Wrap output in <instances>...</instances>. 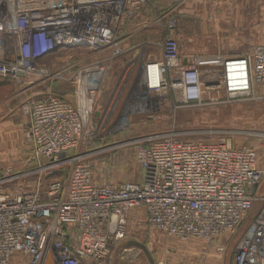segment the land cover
Here are the masks:
<instances>
[{
    "label": "built area",
    "instance_id": "1",
    "mask_svg": "<svg viewBox=\"0 0 264 264\" xmlns=\"http://www.w3.org/2000/svg\"><path fill=\"white\" fill-rule=\"evenodd\" d=\"M149 1L0 0V80L49 88L23 108L37 167L17 174L0 170V264L130 261L131 250L120 249L134 240L127 239L130 221L135 229L143 222L166 237L212 242L234 234L253 209L256 214L238 239L231 264H264V194L257 193L264 169L258 167L255 148L224 138L183 140L173 130L153 133L135 140L141 181L97 185L92 178L83 152L97 139L93 108L95 118L102 113L125 117L103 109L109 70L132 36L123 28ZM162 11L159 20L171 35L145 39L140 50L152 44L158 55L147 54L126 67L140 109L159 108L163 97L175 98V109L201 105L203 88L223 94L229 103L244 102L264 86V44L224 58L218 76L202 75L197 62L179 53L174 20ZM55 82L72 86V94L56 95ZM62 166H71L65 182L49 178ZM38 173L45 178H28ZM223 250L222 245L216 252Z\"/></svg>",
    "mask_w": 264,
    "mask_h": 264
},
{
    "label": "rangeland",
    "instance_id": "2",
    "mask_svg": "<svg viewBox=\"0 0 264 264\" xmlns=\"http://www.w3.org/2000/svg\"><path fill=\"white\" fill-rule=\"evenodd\" d=\"M161 10L164 11L162 14L169 11L167 19L174 20L172 36L178 42L179 53H195L202 46H210L209 40L215 37L226 40V47L230 48L233 41L254 31L259 32L261 37L264 36V0H184L179 4L166 0H150L142 9L140 17L127 28L126 33L130 32L132 36L123 42L124 54L113 62L109 70V98L103 109L108 107L107 112L115 110L116 114L121 111L125 117L116 118L114 114L112 117H103L102 113L101 117L95 118V106L93 108L94 133L97 138L95 142L102 143L95 148L91 145L83 153L88 154L87 162L90 164L95 184L141 181L143 171L135 160V140L171 130L183 140L208 142L224 138L234 146H251L257 150L258 167L264 169V148L261 146V138L264 136V95L261 89L264 86L255 88L253 98L244 102L229 103L223 99V94L203 88V101L197 106L175 109V98L170 97H163L164 105L154 110L140 109L139 104H135L136 98L132 90L130 92L131 80L126 77V67L132 60H139L147 54L153 53L152 57L158 55V47L152 44L140 50V44L145 39L160 41L164 36L171 35L166 32V24L159 20L158 11ZM209 71L210 68L205 73ZM47 89L49 88L44 85L30 88L10 80H0L1 171L17 174L37 167L32 146L27 140L28 116L23 108L29 100L41 99ZM103 109L99 111L103 112ZM113 123L117 125L115 128H112ZM95 124L99 127L95 128ZM123 129L128 132L118 134ZM102 130L105 133L115 132V135L102 136ZM70 171L71 166H62L49 178H58L65 182ZM28 178L43 180L45 177L43 173H38ZM257 193L264 194V180ZM255 210L247 215L234 234H224L212 242L198 238L180 240L166 237L143 222L139 229H135L134 223L130 221V234L127 239L145 244L149 248L153 263L140 249L127 244L121 250H131V255L134 254L135 257L133 255L130 261L120 257L117 263L231 264L234 247L256 214ZM222 245L224 250L219 254L216 249Z\"/></svg>",
    "mask_w": 264,
    "mask_h": 264
},
{
    "label": "crops",
    "instance_id": "3",
    "mask_svg": "<svg viewBox=\"0 0 264 264\" xmlns=\"http://www.w3.org/2000/svg\"><path fill=\"white\" fill-rule=\"evenodd\" d=\"M255 32V31H254ZM250 33L243 38L236 39L227 48L226 40L222 38H216L209 40L210 46H202L201 50L194 52H181L183 58L188 57L189 60L197 62V67L202 75L208 74L218 76L221 72L222 60L227 57L239 56L243 51L250 49L257 44H264V36L258 32ZM211 69V71L205 73V70ZM205 69V70H204ZM264 87L261 89V93L264 95Z\"/></svg>",
    "mask_w": 264,
    "mask_h": 264
},
{
    "label": "trees",
    "instance_id": "4",
    "mask_svg": "<svg viewBox=\"0 0 264 264\" xmlns=\"http://www.w3.org/2000/svg\"><path fill=\"white\" fill-rule=\"evenodd\" d=\"M127 28L128 27H124L123 28V33L124 34H128L129 32H127L126 33V30H127ZM9 81V80H8ZM10 81H12V80H10ZM51 89H52V91L56 94V95H58V96H60V97H67V96H69V95H71L72 94V92H73V88H72V86H70V85H67V84H64V83H60V82H55L53 85H52V87H51ZM128 131H123V132H121V133H118V134H125V133H127ZM114 136V135H113ZM108 138H109V136H108ZM102 143V142H101ZM100 143V141H97V142H93V144H92V146H94L93 148H95L96 146H98L99 144H101ZM136 149V148H135ZM60 173V172H59ZM122 246H125V243H123L122 244ZM122 246H121V248H122ZM120 248V249H121ZM113 264H118L117 263V258H115L114 260H113Z\"/></svg>",
    "mask_w": 264,
    "mask_h": 264
},
{
    "label": "water",
    "instance_id": "5",
    "mask_svg": "<svg viewBox=\"0 0 264 264\" xmlns=\"http://www.w3.org/2000/svg\"><path fill=\"white\" fill-rule=\"evenodd\" d=\"M256 187H257V186L255 185V186H253V187L251 188V194H254V193H255ZM127 245H128V246H132V247H135V248L140 249V250L144 253V255L146 256V258H147L151 263H153L152 256H151V254L149 253V250H148V248H147V246H146L145 244H143V243H141V242H139V241H137V240H130V241L127 242Z\"/></svg>",
    "mask_w": 264,
    "mask_h": 264
},
{
    "label": "bare ground",
    "instance_id": "6",
    "mask_svg": "<svg viewBox=\"0 0 264 264\" xmlns=\"http://www.w3.org/2000/svg\"><path fill=\"white\" fill-rule=\"evenodd\" d=\"M156 3V2H155ZM157 41V40H156ZM131 100V99H130ZM149 249V248H148ZM213 253V252H212Z\"/></svg>",
    "mask_w": 264,
    "mask_h": 264
}]
</instances>
